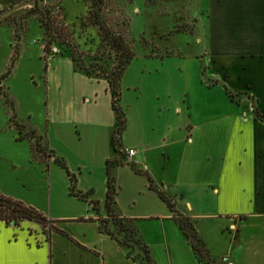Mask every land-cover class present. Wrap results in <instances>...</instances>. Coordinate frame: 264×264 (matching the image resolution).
Returning <instances> with one entry per match:
<instances>
[{"label":"crops","instance_id":"obj_1","mask_svg":"<svg viewBox=\"0 0 264 264\" xmlns=\"http://www.w3.org/2000/svg\"><path fill=\"white\" fill-rule=\"evenodd\" d=\"M208 3L205 35L196 40L202 51L187 57L193 71L181 96L171 99L167 93L162 100L157 96V120L150 135L140 131L139 137L127 143L122 138L125 123L119 150H135L133 169L125 164L120 151L114 153L111 148L115 120L107 84L75 71L66 55L44 58L42 47L47 84L48 64L63 61L71 69L72 82L67 84L60 74L51 85L59 95L50 114L48 108L56 128L50 127L49 120L42 132L32 128L44 136L56 157L65 158L56 146L68 145L69 130L76 143L83 140L93 149L98 147L105 189L97 199H93L91 187L76 190L82 195L92 193L87 201L98 203L97 213L87 202L68 194V206H56L54 212L50 208L47 217L43 215L53 228L46 232L34 222L14 226L0 221V264H134L113 239L98 230L96 222L106 216V162L119 160L121 165L110 167L114 189L113 176L117 180L119 170L140 186H122L130 195L124 209L115 208V202L113 211L150 225L148 230L139 224L136 228L152 258V246H156L168 256V264H198L172 213L149 188L147 177L173 203L174 210L189 220L213 262L218 258V264H224L221 260L227 258L225 264H264V120L255 118V112L264 118V0ZM0 33L6 43L14 40L10 24H0ZM68 92L73 94L71 101L64 97ZM104 96L112 118L108 122L98 111ZM28 148L30 155V145ZM3 162L0 155V166ZM67 164L75 186H81V174L90 169L79 164L72 167L68 159ZM53 166L50 161L45 172ZM65 181L69 186L66 175ZM0 194L42 211L20 195L1 188ZM74 205H82V211ZM179 248L185 254L181 263L175 254Z\"/></svg>","mask_w":264,"mask_h":264},{"label":"rangeland","instance_id":"obj_2","mask_svg":"<svg viewBox=\"0 0 264 264\" xmlns=\"http://www.w3.org/2000/svg\"><path fill=\"white\" fill-rule=\"evenodd\" d=\"M91 4L92 0H57L46 10L59 25L65 24L72 43L86 65L97 63L107 70L115 65L114 52L104 46L98 28L92 24L95 17L108 26L112 35L125 34L134 54L119 82V105L127 126L122 138L128 143L139 137L140 131L151 134L149 129L157 120V96L161 100L166 98L167 93L171 99L181 96L186 79L188 82L189 74L193 71L191 62L186 63L187 57L202 51V44L199 45L196 40L205 35L207 22L204 15L209 3L208 0H102L98 9L93 5L90 11ZM0 11H3L2 7ZM89 12L93 15L88 16ZM37 18L32 15L31 7H26L0 21V24L20 27L17 30L19 41L14 39L10 44L0 33V155L4 159L0 166V188L34 203L42 210L37 211L47 217L50 208L54 212L56 206H68L71 202L65 173L56 165L45 172L38 162L32 161L28 152L29 141L18 140L17 132L8 122L13 113L15 120L40 132L48 126V120L50 127L55 129L48 117V108L50 114L51 105L55 104L59 95L51 85L60 74L64 75L67 84L72 82L71 69L63 61L48 64L50 75L47 84L41 51L44 45L43 29ZM17 44V58L13 59ZM59 50L61 56L67 53L63 46ZM50 56H54L52 51ZM92 86L101 90L100 85ZM72 96L71 92L64 95L69 101ZM109 110L107 96L101 97L98 111L107 122L111 118ZM67 135L68 145L64 148L56 146L66 159L59 158L67 167L68 159L72 167L79 164L90 169L81 174V186H76V190L78 187H91L93 199L101 198L105 189V175L99 168L98 147L93 149V145L83 140L78 143L71 140L70 130ZM75 174L79 175L78 172ZM117 176V180L113 176L115 208L120 206L124 209L125 198L130 192L122 191V186H140V183L133 179L130 181L125 171L119 170ZM74 206L82 211V205ZM134 222L138 227L139 223ZM141 226L148 230L150 225L141 223ZM38 228L42 232L48 229ZM152 249L155 264H168V256L161 248L152 246ZM175 254L180 263L183 262L185 254L180 248L176 249ZM135 255L136 252L132 251L128 259L138 264L132 260ZM214 262L218 264L219 259H214Z\"/></svg>","mask_w":264,"mask_h":264},{"label":"trees","instance_id":"obj_3","mask_svg":"<svg viewBox=\"0 0 264 264\" xmlns=\"http://www.w3.org/2000/svg\"><path fill=\"white\" fill-rule=\"evenodd\" d=\"M29 0H0V6L3 10L12 8L20 3ZM34 5L31 7L32 15L37 16V21L40 28L43 29L44 45L43 54L44 58L51 55L53 48H56L58 53L53 54L54 56H61L60 46L66 49L67 53L63 55L68 56L73 64L74 70L82 73L85 77L94 80H102L107 84L108 91L111 97L110 105L111 111L114 115L115 127L111 136V148L114 153H118L120 150L119 140L120 135L125 129L126 119L120 108V91L119 82L122 75L128 65L134 58V54L131 50L130 43L127 41L125 34L119 33L117 35H112L108 26H106L101 20L95 17L92 24L98 28L101 42L105 47H108L114 52L115 65L110 68V70L105 69L102 65L97 63L86 65L81 54L78 52L76 46L72 43L69 37L67 29L64 25H59L54 19L50 17L49 12L46 7L51 5H39L41 0H32ZM96 6L98 9L102 5V0H92L91 7ZM44 8V10H42ZM93 15L89 12L88 16ZM8 17V16H7ZM6 18V17H5ZM3 18V19H5ZM2 19V20H3ZM1 21V20H0ZM20 27H13V37L19 41V36L17 30ZM60 40V41H59ZM18 44L15 47L13 54V59L17 58ZM65 52V51H64ZM45 71V67H44ZM229 95V94H228ZM231 99L233 97L229 95ZM13 111V109L11 110ZM256 119H263L257 112H255ZM9 125L12 126L15 132L18 134V140H27L30 143V157L32 161H36L42 164L45 171L48 169V163L53 162L54 165L62 169L68 179V193L70 196L75 197L79 201L87 202L91 206V209L97 213L98 203L94 201H87L88 197L92 193L82 195L80 192L76 191V179L75 176L70 174L68 168L63 161V159L56 157L54 153L48 149L46 140L44 136L40 135L35 129L29 125L15 120V114L12 113L10 119L8 120ZM121 165V161L116 162H106V193L104 200V210L106 213L105 218H98L96 220L98 224V230L101 233L106 234L111 239H113L116 244L125 251L127 258L132 251L136 252L133 257V261L138 264H155L151 256L148 246L145 244L143 239L140 237L138 230L136 228L135 222L132 219H127L117 215L113 211V206L115 204V189L113 186V179L110 174V167L113 164ZM131 167V166H130ZM133 169V167H131ZM137 172V171H136ZM145 175V174H144ZM149 188L154 191L161 201L166 205L168 210L172 213V220L176 223L179 230L181 231L183 237L186 239L188 245L191 248L192 254L198 264H214V262L209 257L203 243L197 236L192 224L189 220L182 215L178 214L174 210L173 203L166 198L160 191H158L153 185L150 179L147 177ZM0 221L9 224L12 223L14 226L23 221L34 222L40 227H47L48 230L53 228L49 225L51 224L42 214L36 211L32 207H28L19 201L6 198L0 194Z\"/></svg>","mask_w":264,"mask_h":264},{"label":"water","instance_id":"obj_4","mask_svg":"<svg viewBox=\"0 0 264 264\" xmlns=\"http://www.w3.org/2000/svg\"><path fill=\"white\" fill-rule=\"evenodd\" d=\"M57 0H41L39 2V5L42 6V5H49V4H53L55 3ZM34 5V1L32 0H29V1H26V2H23V3H20L12 8H9L7 10H3L0 12V20H2L3 18L11 15L12 13L14 12H17L23 8H26V7H32Z\"/></svg>","mask_w":264,"mask_h":264},{"label":"built area","instance_id":"obj_5","mask_svg":"<svg viewBox=\"0 0 264 264\" xmlns=\"http://www.w3.org/2000/svg\"><path fill=\"white\" fill-rule=\"evenodd\" d=\"M52 53L53 54H56L58 53L57 49L56 48H53L52 49ZM120 153L123 155V157L125 158L124 159V162L126 165H133V161H132V158L135 154V150H132V149H121L120 150ZM224 264L227 263V258H222L221 260Z\"/></svg>","mask_w":264,"mask_h":264}]
</instances>
